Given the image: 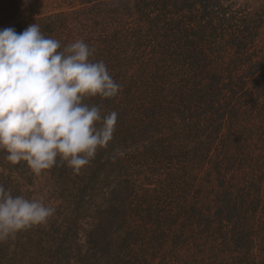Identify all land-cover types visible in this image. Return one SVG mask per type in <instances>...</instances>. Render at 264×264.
<instances>
[{"label": "trees", "instance_id": "1", "mask_svg": "<svg viewBox=\"0 0 264 264\" xmlns=\"http://www.w3.org/2000/svg\"><path fill=\"white\" fill-rule=\"evenodd\" d=\"M34 23L95 50L120 90L86 102L118 121L0 264H264V0H0V29Z\"/></svg>", "mask_w": 264, "mask_h": 264}, {"label": "clouds", "instance_id": "2", "mask_svg": "<svg viewBox=\"0 0 264 264\" xmlns=\"http://www.w3.org/2000/svg\"><path fill=\"white\" fill-rule=\"evenodd\" d=\"M82 39L64 46L38 23L23 32L0 29V151L36 175L57 159L74 172L87 166L114 138L118 113L107 114L89 98L111 99L120 85ZM115 158V156L113 157ZM56 208L13 196L0 185V242L46 224Z\"/></svg>", "mask_w": 264, "mask_h": 264}, {"label": "rangeland", "instance_id": "3", "mask_svg": "<svg viewBox=\"0 0 264 264\" xmlns=\"http://www.w3.org/2000/svg\"><path fill=\"white\" fill-rule=\"evenodd\" d=\"M5 1H9L11 3L12 0ZM19 1H24L26 3L31 0ZM236 1L242 3L246 0ZM6 155L7 153L5 151H0V178H20L19 189L21 195L25 196L26 198L41 200L46 205L54 204L57 206L60 204L59 201L62 198L63 193L61 194V192L63 191L64 186L62 184L63 181L59 177V173H56L59 168L53 166L51 169L45 170L41 174L36 175L27 166L25 161H21L20 163L13 165L5 160ZM64 184L65 186L67 185V180L65 179Z\"/></svg>", "mask_w": 264, "mask_h": 264}]
</instances>
